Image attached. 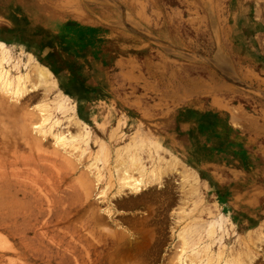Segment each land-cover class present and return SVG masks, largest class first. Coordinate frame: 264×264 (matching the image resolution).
Instances as JSON below:
<instances>
[{
  "label": "rangeland",
  "instance_id": "rangeland-1",
  "mask_svg": "<svg viewBox=\"0 0 264 264\" xmlns=\"http://www.w3.org/2000/svg\"><path fill=\"white\" fill-rule=\"evenodd\" d=\"M0 42L12 81L37 61L67 96L44 121L45 86L0 88V264H264V0H0ZM141 140L161 179L118 191Z\"/></svg>",
  "mask_w": 264,
  "mask_h": 264
},
{
  "label": "bare ground",
  "instance_id": "bare-ground-1",
  "mask_svg": "<svg viewBox=\"0 0 264 264\" xmlns=\"http://www.w3.org/2000/svg\"><path fill=\"white\" fill-rule=\"evenodd\" d=\"M5 47L6 46L2 42H0V67L1 68H3L2 67V61H3V59H5L4 58L5 56L3 53V51L5 50ZM28 58H30L29 60L33 59L31 54H28ZM44 65H42L41 63H39L37 61H32L29 65V68L27 67L28 69L26 70V72H24L22 74L19 73V75H17V77L15 78L14 81H12V77H11V79H10V77H8L9 76L8 71L3 70L4 68L0 69V88L5 90L6 92H10L13 95L18 97V96H21L24 92L26 93V91L31 90L34 87H37L39 85L45 86L44 91L49 96L47 98H43V99H47V100L42 101L40 103V105L38 106L39 109H37V110H40L42 112L41 114L43 115V120L46 121V119L47 120L49 119V116L51 114L50 110H52V108L54 106H56V107L57 106H59V107L63 106V104H64L63 102H64V100L66 101L65 97L67 98V96L64 95L63 93H61L59 90H57V85L54 81L52 73ZM30 76H33L35 79H34V81L31 80V83H29V86H26L24 82L26 80H30ZM67 91H69V90H67ZM67 91H66V93H68ZM52 92H54L56 94L55 97L51 95ZM67 107H68V105H67ZM66 109L67 108H65V110ZM65 113H67V112H65ZM66 116L68 118L72 117L71 119L75 120L76 122L80 121L75 116L74 113L73 114H66ZM76 122H73V123H76ZM83 124L86 125L85 123H83ZM80 128L84 129L83 126H80ZM84 130L81 133L78 132L77 134L71 133V135L69 137H67L63 131H57L56 133H54L53 138L55 139L56 143L60 144L63 147V145L68 144L70 141L81 138V136H83V134H85V133L87 134L86 131L88 129L86 131H84ZM74 146L76 147L77 145H74ZM158 147L159 146L156 143L150 144V142H145V141L141 140V141L129 142L126 146H123L122 149L118 150V152L116 154V158H115L114 163H113L114 164L113 167H114V170L116 171V177H117V182H118V185H117L118 191L121 190V188H123V187H128L129 189H131L136 194H139L144 189H146V187H148V185L151 182L159 181L160 174L164 171V168L162 167V164L160 161L161 155H160V157L159 156L157 157ZM141 151H145L147 157L150 159V165L149 166L143 165V163H142L143 161H141L140 156H139V153ZM94 161H95V159H94ZM167 165L168 166L172 165V162H169V164H167ZM182 176H183L182 179L186 180L190 184H191L190 181H192V180L195 181V179L197 178L196 174L192 170H190L189 168H186L184 170ZM190 188L191 187H189V190H190ZM211 222H212V220H211ZM183 227H185V226H183ZM185 228H183L182 230L180 229L181 231L178 232V237L181 241V247H182L181 250L182 251H184L185 248L193 240L192 235L189 233V228H187V229H185ZM235 251L236 250H233V249L228 251V255L223 259V263H221V264H245V262H243L241 260L242 255L240 253L235 252ZM201 256H202V253L200 251H198V250L194 251L193 250L192 253L181 254V257L179 258V256H178V259L181 260V264H197L198 263L197 261L199 260V258H201ZM249 259H251V258L249 257Z\"/></svg>",
  "mask_w": 264,
  "mask_h": 264
}]
</instances>
